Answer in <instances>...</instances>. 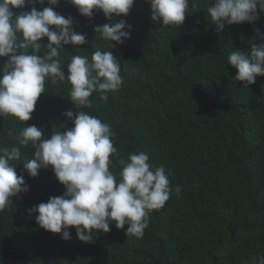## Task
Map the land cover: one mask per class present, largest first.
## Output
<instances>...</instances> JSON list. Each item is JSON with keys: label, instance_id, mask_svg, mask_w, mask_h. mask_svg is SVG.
I'll list each match as a JSON object with an SVG mask.
<instances>
[{"label": "trees", "instance_id": "16d2710c", "mask_svg": "<svg viewBox=\"0 0 264 264\" xmlns=\"http://www.w3.org/2000/svg\"><path fill=\"white\" fill-rule=\"evenodd\" d=\"M213 2L189 0L184 25L165 27L152 21L146 0H136L126 17L113 21L134 26L123 44L94 31L109 22L102 11L88 18L70 0L53 6L66 18L71 15L74 30L89 42L61 47L54 59L63 70L67 73L73 56L90 61L99 48L117 57L123 83L107 100L93 92L91 107L76 108L69 100L71 84L46 78L29 121L0 117V148H21V159L10 161L19 175L35 151L20 146L23 127L36 125L50 138L64 131L61 124L72 126L64 111H85L111 127L119 156L110 157V171L117 181L118 160L145 152L150 164L165 168L173 191L150 213L142 238L127 237V225L117 229L113 223L89 243L77 238L74 227L65 240L36 223L37 214L27 209L62 195L65 187L51 168L35 178L26 175L30 190L0 212V264H253L254 257L264 256V76L244 87L234 81L238 70L227 61L233 50L264 44L256 31L264 33V13L254 24L226 26L218 34L207 11ZM34 6L42 10L48 0ZM6 60L0 58V67Z\"/></svg>", "mask_w": 264, "mask_h": 264}, {"label": "clouds", "instance_id": "9594fccd", "mask_svg": "<svg viewBox=\"0 0 264 264\" xmlns=\"http://www.w3.org/2000/svg\"><path fill=\"white\" fill-rule=\"evenodd\" d=\"M45 0H0V58L7 60L0 67V117L13 116L27 122L32 118L38 98L45 92V79L55 83L71 84L70 101L78 107H91L89 97L100 92L107 100L109 92L119 91L123 80L120 63L112 51L97 48L91 56L75 55L67 64V73L61 62L54 59L62 46H81L89 43L86 35L74 30V20L58 13L53 6L60 0H48V7L37 10L35 4ZM136 0H70L78 12L92 18L102 11L108 23L94 27L105 40L123 44L129 39L134 26L125 19L113 22L115 17H126ZM151 19L163 26H183L189 0H146ZM33 5L30 11L19 14L13 9ZM215 31L220 34L226 26L242 23L254 24L264 13V0H214L207 9ZM257 34L261 33L259 28ZM47 37V43L43 38ZM31 49V53H29ZM23 50V51H21ZM43 50L44 55H40ZM238 71L234 81L244 87L255 84L264 76V44H252L250 51L233 50L227 57ZM72 122L60 126L63 132H52L49 137L36 125H27L17 134L21 147L31 145L33 158L23 163L20 174L10 161L21 159V148H0V212L12 198L22 199L30 190L25 176L35 178L41 169L54 172L64 185L60 196H51L27 209L36 213V223L43 229L71 239L70 229L84 242L94 243L99 232L107 233L113 223L125 229L127 237L142 238L153 210L161 209L169 199L172 188L163 166L149 163L145 152L130 154L127 160H118L121 166L119 181L110 171L112 156H119L112 142L109 124L85 111L66 110L62 113ZM9 136L13 130L9 129ZM175 192L179 194L177 186ZM253 264H264V256L254 257Z\"/></svg>", "mask_w": 264, "mask_h": 264}]
</instances>
